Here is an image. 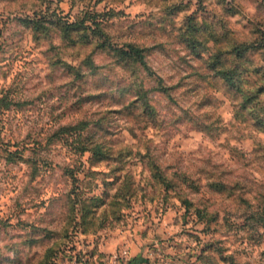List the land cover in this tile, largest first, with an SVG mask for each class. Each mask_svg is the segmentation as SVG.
<instances>
[{"label":"rangeland","instance_id":"obj_1","mask_svg":"<svg viewBox=\"0 0 264 264\" xmlns=\"http://www.w3.org/2000/svg\"><path fill=\"white\" fill-rule=\"evenodd\" d=\"M262 214L264 0H0V264H264Z\"/></svg>","mask_w":264,"mask_h":264},{"label":"trees","instance_id":"obj_2","mask_svg":"<svg viewBox=\"0 0 264 264\" xmlns=\"http://www.w3.org/2000/svg\"><path fill=\"white\" fill-rule=\"evenodd\" d=\"M122 55L126 56V57H134L135 59H138L141 63L143 55L140 53V50L138 47L133 46V45H128L127 49H122L121 50ZM87 122L86 121H79L76 124L73 125H67V126H62L60 127L59 131H68V130H72V129H79L81 127H83V125H85ZM262 227L264 228V215L262 214L259 218Z\"/></svg>","mask_w":264,"mask_h":264}]
</instances>
